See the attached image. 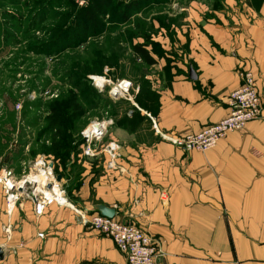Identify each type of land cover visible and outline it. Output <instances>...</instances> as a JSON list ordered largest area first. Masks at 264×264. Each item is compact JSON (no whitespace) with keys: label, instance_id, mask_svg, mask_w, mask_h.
I'll return each instance as SVG.
<instances>
[{"label":"crops","instance_id":"obj_1","mask_svg":"<svg viewBox=\"0 0 264 264\" xmlns=\"http://www.w3.org/2000/svg\"><path fill=\"white\" fill-rule=\"evenodd\" d=\"M177 1L174 22L162 27L152 21L158 31L150 34L169 62L151 55L156 63L143 78L156 95L151 116L160 134L179 138L225 119L241 69L251 72L264 115V0L170 4ZM138 112L116 111L105 137L118 143L124 173L106 171L103 155H78L65 170L69 178L61 184L71 207L52 205L36 217L24 198L8 217L3 197L2 264H126L112 240L76 213L90 216L98 205L157 240L164 253L160 264H264V118L204 152H185L156 135L143 120L147 112ZM74 170L78 189L70 188Z\"/></svg>","mask_w":264,"mask_h":264},{"label":"rangeland","instance_id":"obj_2","mask_svg":"<svg viewBox=\"0 0 264 264\" xmlns=\"http://www.w3.org/2000/svg\"><path fill=\"white\" fill-rule=\"evenodd\" d=\"M116 1L0 0V175L4 169L17 180L31 176L37 157L66 170L75 165L80 132L106 114L113 119L128 103L108 97L107 87L99 92L91 76L130 81L133 102L153 115L156 95L143 79L148 68L132 54L136 24L155 34L152 21L169 27L180 2L159 0L140 17L131 10L121 18ZM76 171L69 173L74 186L80 184ZM3 197L0 184V205Z\"/></svg>","mask_w":264,"mask_h":264},{"label":"built area","instance_id":"obj_3","mask_svg":"<svg viewBox=\"0 0 264 264\" xmlns=\"http://www.w3.org/2000/svg\"><path fill=\"white\" fill-rule=\"evenodd\" d=\"M240 85L237 90L229 94L226 105L229 110L227 117L220 122L204 126L198 133L183 137L169 139L160 134L154 117L147 114L151 129L162 140L171 143L175 148L185 152H204L225 138L229 133L238 132L252 121L264 118L259 94L255 86V80L250 71L242 70L239 74ZM91 85L99 92L107 87V95L111 99H123L128 101L136 110H139L133 102L131 93L133 85L128 80L113 82L106 75L89 77ZM116 93L117 97L111 95ZM114 125V121L107 114L102 119L90 122L81 132L82 140L80 156L85 160H93L103 155L104 168L108 172L122 174L124 168L119 164V145L113 140L103 143L108 131ZM29 171L33 174L21 177L17 180L9 170H2L0 184L3 189L5 214L9 217L24 197L19 193L28 181L33 185V213L36 217L44 215L52 205L70 206L63 185L56 181L54 164L44 158L37 157L31 164ZM32 177L31 180H28ZM50 187L47 189V187ZM81 213V219L91 229L111 239L116 249L125 257L126 264H160L164 253L160 243L148 233L141 230L133 222L108 219L99 213L87 216ZM88 218L86 220L85 218ZM9 227L5 228L8 232ZM39 238L43 235L39 234ZM0 264L2 262L0 261Z\"/></svg>","mask_w":264,"mask_h":264},{"label":"trees","instance_id":"obj_4","mask_svg":"<svg viewBox=\"0 0 264 264\" xmlns=\"http://www.w3.org/2000/svg\"><path fill=\"white\" fill-rule=\"evenodd\" d=\"M157 1H159V0H117L116 1V14L118 16H120L121 18H124V17L128 18L131 14L130 11L132 10L131 11V12H133L132 16L136 17L135 16L136 14H142V12L144 10L154 6ZM87 15H89V14L87 13ZM89 19H91V18L89 17ZM159 24L161 26L163 25L161 23H159ZM136 25H137L136 28L138 30V32H137L138 35H136V34H134V35H136V38L141 39L142 43L136 44L133 46V48H132L133 56L138 58L146 67L152 66L156 63L151 55H154L158 59H164L166 62H169L168 54H166V52L163 51L158 44L153 43L151 41V35L145 31V27L139 23ZM151 28H152V26H151ZM139 98L140 97L137 96L135 98V101L139 100ZM126 105L127 106H125L124 108H122L120 110H123V111L127 110V111H131L134 113H139L138 110H136L129 102ZM141 110H144L148 113V111L145 109L141 108ZM152 114L153 115L155 114V110L153 111ZM116 116H117V113L115 112L114 116L112 115V117L115 118ZM143 120H145V124H147L148 126H151L148 118L145 117V118H143ZM80 141H81L80 145H82L83 142H82V140H80ZM71 166H72L71 168H73V164H71ZM61 169H62L61 172H59L58 167L54 164V171H55L56 175L60 176L61 178L65 177V176H66V178H69L65 174L66 169H64V168H61ZM69 172L71 173V171H69ZM76 177H77V175H76ZM79 185L80 184H77L75 186L71 185L70 188L78 189Z\"/></svg>","mask_w":264,"mask_h":264},{"label":"water","instance_id":"obj_5","mask_svg":"<svg viewBox=\"0 0 264 264\" xmlns=\"http://www.w3.org/2000/svg\"><path fill=\"white\" fill-rule=\"evenodd\" d=\"M189 78L190 80L192 81H195L196 80V75L194 73V71L192 69L189 70ZM112 97H117L116 93H113L111 95ZM56 181L57 182H60L61 181V177L60 176H57L56 177ZM50 187L48 186L47 189H49ZM32 189H33V185H29V184H26L25 187L23 189H20L19 190V193L26 199L30 200V201H34L33 199V194H32ZM96 211L103 217H106L108 219H112L115 215V212L113 209H110V208H107V207H104V206H96ZM3 259V255H2V251L0 250V261H2Z\"/></svg>","mask_w":264,"mask_h":264},{"label":"bare ground","instance_id":"obj_6","mask_svg":"<svg viewBox=\"0 0 264 264\" xmlns=\"http://www.w3.org/2000/svg\"><path fill=\"white\" fill-rule=\"evenodd\" d=\"M31 178H32V177H29L28 180H31ZM29 182H30V183H28V181H27L26 184L32 185V184H31V181H29Z\"/></svg>","mask_w":264,"mask_h":264}]
</instances>
